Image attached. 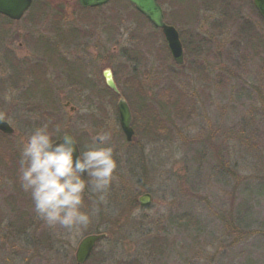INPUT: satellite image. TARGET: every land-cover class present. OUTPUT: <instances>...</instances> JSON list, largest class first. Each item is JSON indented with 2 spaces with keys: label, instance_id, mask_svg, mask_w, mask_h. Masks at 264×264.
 <instances>
[{
  "label": "rangeland",
  "instance_id": "374dc122",
  "mask_svg": "<svg viewBox=\"0 0 264 264\" xmlns=\"http://www.w3.org/2000/svg\"><path fill=\"white\" fill-rule=\"evenodd\" d=\"M40 1L44 10L31 7L0 38V116L16 130L1 132L12 139L0 141L17 144L18 151L9 153L12 164L0 158V264H76L79 242L97 232L108 236L85 264H264V19L253 0H235L233 18L218 30L213 24L221 21L220 12L212 2L188 18L173 0H163L167 21L186 35L189 47L191 40L198 47L206 39L200 54L192 55L193 47L186 53L182 67L161 31L128 2L96 10L78 0ZM70 35L76 38L69 41ZM48 43L56 49L52 60L44 56ZM6 53L39 61L42 75L27 71L9 79ZM61 59L78 68L77 79L69 80ZM108 69L133 116L144 92L145 105L160 113L168 133L151 138L141 128L126 140L119 95L107 90ZM45 85L55 109L30 92ZM180 95V106L169 103ZM45 124L54 140L71 132L82 152L105 136L102 146L113 148L117 168L106 200L86 190L83 210L92 219L77 234L50 227L21 187L23 146ZM8 149L0 144L1 153ZM145 193L152 201L142 207L138 199ZM233 220L250 233L231 237L226 224Z\"/></svg>",
  "mask_w": 264,
  "mask_h": 264
},
{
  "label": "clouds",
  "instance_id": "9594fccd",
  "mask_svg": "<svg viewBox=\"0 0 264 264\" xmlns=\"http://www.w3.org/2000/svg\"><path fill=\"white\" fill-rule=\"evenodd\" d=\"M107 139L101 137L100 145L81 153L67 136L54 140L46 124L28 136L19 180L23 190L30 193L35 212L50 227L77 234L89 226L92 217L83 210L86 190L105 202L117 168L113 148L102 146Z\"/></svg>",
  "mask_w": 264,
  "mask_h": 264
},
{
  "label": "trees",
  "instance_id": "16d2710c",
  "mask_svg": "<svg viewBox=\"0 0 264 264\" xmlns=\"http://www.w3.org/2000/svg\"><path fill=\"white\" fill-rule=\"evenodd\" d=\"M121 1L127 2L126 0H121ZM159 2L162 5H164L163 0H159ZM173 2L175 4L177 3L176 5L178 7L180 6V7L183 8V13L184 14H188V18H191L193 16L198 15L197 11L199 10V7H201L202 4L211 5V2H212V5H213L212 7L213 8L215 7V9H218L219 12H220L219 19H221V21L220 22H216V23L213 24V27L215 29H217V30L220 29L222 25L228 26V22L230 21V19L233 18V15H234L233 11L235 9L234 7H235V4H236L235 0H211V1L210 0H173ZM44 5H45V3H42L40 0H34V5L32 7L38 8V10H41V9L44 10V8H45ZM166 13L167 12L165 11V15H166ZM137 14L139 15V17L146 19L139 12H137ZM169 15L170 14L167 13L166 18ZM0 17L4 19L0 23V28L2 29V30H0V38H3L5 36V34H6V32H8L9 27L13 25L14 21L12 19L8 18L5 15H2V14H0ZM248 27L249 26L243 25V28L246 31H248L247 30ZM188 33H189V36L191 34H193L191 31H188ZM181 36H182V39H184L183 43H184V46L186 47V53H188L189 56L191 54L190 51H191L192 47H193L192 55L193 54H200L203 51L202 44L206 42L205 38H200L201 46H198V47L195 45L197 41H192L191 40L190 42H191V44H193V46L189 47L188 44H186V42H187L186 39L184 38L186 35H184L182 33ZM75 38H76V36L72 37L70 35V40L69 41H72ZM41 41L42 40H38L37 44L41 45L42 44ZM55 51H56V49H54V46H51L49 49H47L45 51V54H47V55H44V56H46L48 60H52L53 56H55V53H56ZM5 56H6V60H9V62L11 64V68H10L11 69V73L8 75L9 79H12V78L15 79L17 76H21V75L22 76H26V72L27 71H28V74L29 73H34L35 76L38 75V74L42 75V71L40 73L41 63L39 61L27 62L25 59L18 58L17 56H13V55H10L8 53H6ZM58 58H59V56H58ZM61 60L65 61L64 67L69 72V75L70 76L73 75V77L71 76L72 78H70V76L66 72L68 77H69V80L75 79V78L77 79V77H78L77 76L78 75V72H77L78 70L77 69L78 68L76 66H74V65L70 66V67H67L66 66L67 59H61ZM196 66L198 68L202 67V65L200 66V65H197V64H196ZM198 72H200L199 73L200 75L202 74V71L199 70ZM172 73H175V72H172ZM41 80H42L43 83H47V80H44V79H41ZM133 80L136 81L138 79H136V80L133 79ZM36 82L39 83V80L36 79ZM138 82H139V80H138ZM37 83H35V81H34V85H40V84H37ZM0 84H1V82H0ZM16 86H19V85H13L12 90L15 89ZM131 89L133 90V92L136 95L138 94L136 85H132ZM176 89L181 91L180 85H177ZM107 90H109L111 93H113V95L117 96L116 93L108 85H107ZM28 92H29V89H28ZM30 92H38L42 96V99L49 101L50 105L53 106L54 109H55V101H52L51 90H50L48 85H45L44 88H40L39 90H35L33 88H30ZM144 97H145V94L143 92L136 99V102L139 104L140 110H139V114H137L135 112L134 116H133L134 117L133 118V127H134V129L140 130L142 128L145 133L148 132V135H150L151 138L160 136L159 133H163V132L168 133L170 131V129L167 126V123L162 119L160 113L155 109V107L145 105V98ZM170 99H171V97L168 96V102H169ZM181 100H182V98H181V95H180L179 97L172 98V100L169 103L171 105L180 106L181 105ZM131 104H134V101H132ZM142 107L145 108V114L141 113ZM141 117H142L143 120L138 119V118H141ZM48 130L51 132L50 129H48ZM0 137L8 138L9 140L12 139L10 136H5L1 132H0ZM9 140L0 141V144L4 142L5 144H7L8 148H9L7 150L8 153H5V152L1 153L0 152V154H2L0 158L3 161L6 160L7 162L10 161L9 153L16 154L18 152L17 151V144L11 143V142H9ZM82 150L85 151L84 148ZM9 164H12V162L11 161L8 162V165ZM16 165L13 163V166H10V171L14 175V179L18 178ZM17 188H19V187H17ZM9 201L13 202L11 199H9ZM226 228L228 229L231 237H233V238H236L237 235H239V234L245 235V234L250 233L248 230L241 229L239 224L236 223L235 220L228 221L227 224H226ZM237 238H240V236H238Z\"/></svg>",
  "mask_w": 264,
  "mask_h": 264
},
{
  "label": "water",
  "instance_id": "95a60500",
  "mask_svg": "<svg viewBox=\"0 0 264 264\" xmlns=\"http://www.w3.org/2000/svg\"><path fill=\"white\" fill-rule=\"evenodd\" d=\"M110 0H79L82 7H97L108 3ZM132 5L136 7L138 11L144 14L155 26L161 28L163 34L168 42L169 48L171 50L172 56L177 64L183 65L184 50L183 44L180 39V35L176 27L169 25L165 22L164 12L159 4L158 0H128ZM33 0H0V13L6 15L12 20H21L27 10L31 7ZM254 4L264 18V0H254ZM107 84L119 92V89L114 81L112 72L108 69L104 72ZM119 121L121 128L126 136V140L131 142L133 140L135 131L132 126L133 114L125 98H120L118 103ZM0 131L4 134H14L15 129L11 124L0 117ZM71 138L77 145L73 135L71 133H66L64 137ZM100 141V138H98ZM78 146V145H77ZM79 149V147H78ZM80 151V149H79ZM152 195L150 193H145L139 197V202L142 207H147L151 204ZM107 237V233H92L85 236L79 243L76 251V261L78 264H84L91 256L96 244L102 239Z\"/></svg>",
  "mask_w": 264,
  "mask_h": 264
}]
</instances>
